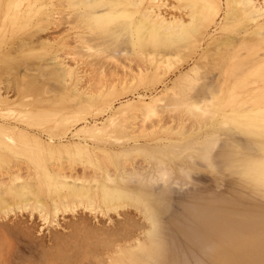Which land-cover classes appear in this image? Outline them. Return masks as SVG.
Segmentation results:
<instances>
[{
  "label": "bare ground",
  "instance_id": "obj_1",
  "mask_svg": "<svg viewBox=\"0 0 264 264\" xmlns=\"http://www.w3.org/2000/svg\"><path fill=\"white\" fill-rule=\"evenodd\" d=\"M3 1L4 0H0V13ZM146 1L147 0H67L65 2L68 3L69 6L67 7H69L71 12L75 7H81V10L79 12H74L72 15L70 13H68L70 14L68 15L60 12L61 10L57 11L60 12V19L62 18L61 20H63V22L66 20L65 22L68 23L73 18L72 20H74V23H70L71 25L68 23L70 27L78 23L77 28L79 27L81 31L85 26L86 32L89 34L86 32L87 35L83 33V35L76 34L80 41L77 39L79 43L76 44L77 46L75 45V49L79 52L83 51V53L84 50L85 52H93L91 56H95L96 60L94 59L95 61H91L92 65H94L93 62H95L94 66L98 65V63L105 58L110 60H120L123 58L129 65L131 63H135V65L138 64V67L134 66L138 68L137 70H131L132 73L135 71L136 75L135 73L127 75V77L135 76L134 80L137 79V81H139L137 86L132 87L131 84L130 86L128 84V87H124L123 90L121 88L122 92L120 94L114 89L108 90L109 93H106L107 96H105L104 99L99 95L100 91L96 90L95 94L98 92V95L96 94L97 96H94V94L88 95L89 92L91 93V90H88L86 91V94L87 92L88 94H84L80 100L78 98V94H80L78 90L80 91V89H77V87L80 83L79 81H81L83 77L81 80L77 79L75 82V75L77 74H74L73 70L65 68L67 66L63 67L61 62L56 60V54H53V56L51 54L52 58L49 60L47 59L48 62L42 63H38L40 61L33 62L24 56L19 59H12L10 62L6 63L5 67L2 69L3 71L0 72V81L3 76L8 75V85H15L12 88L15 90V97L16 95H24L25 100L26 97L32 98L33 100H42L45 95H55L57 97L54 103L49 102L45 105L42 104L43 106L40 104L41 107L27 114H25L26 112L23 113V120L22 112L5 109L9 97L7 98V94H1L0 92V117L4 119L12 118L14 117L12 114H16L19 116V120L25 122L29 127L38 126L47 128L46 133L49 135L48 142L44 143L43 140L41 141L34 134L30 135V133L24 132L20 130V128L17 130L14 127H6L0 124V264H15L12 261L16 256L12 254V250L15 246L14 243H16L15 240H19V244H23L24 246L27 245L28 248L34 241H37L38 244L43 247V250H41L43 251L41 255L43 260H45L44 257H51L56 260H61V258L64 260L66 257L67 260L70 261L69 263L75 261L79 264H85V255L89 254L92 257L96 255V257H98V255L100 256L102 254V251L99 252L100 249L105 251L103 248L108 247L111 243L115 245L114 242L126 241L128 242L126 244L127 246L117 250L115 252L116 257L110 259L109 264H165V262L169 261L167 258L169 245L166 244L168 242L166 238L169 234L164 236L166 237L165 241H163L164 234H161L163 228L161 225L163 222L161 221H165V219H162L166 213L168 214L169 207L167 203H165L166 199L163 200L164 196L158 195L161 192L156 194L155 190L158 185L161 189L168 187V185L170 186V184L171 188H173L172 186H175V184L176 186H180L178 181L172 180L173 168L171 165L151 156L153 165L155 164L154 166L157 168L155 169L157 170L155 174L152 175L153 170H151L150 177H145V172L143 171H147V167H143L145 168L143 169L139 166L140 169L134 167L135 171L128 169L130 172L126 175L127 177L122 175L121 177L117 176V178L119 177V179H117L115 178L117 171L114 167L115 159L113 155L108 152L111 150H100L99 148L90 150L88 145L84 143L83 146H80L81 151L84 153L83 155L82 153H77L78 151L74 150L71 146L64 145V143L62 145L59 141V144H56L54 141V139L59 136L67 135L72 127L77 124L84 123L76 132L84 133L86 136L92 137L91 139L95 140H99V138L103 139L106 136L108 138V136L110 137L111 135L108 140L111 141L113 139L114 142H118L129 135L130 132L128 133L127 130L130 128V121L131 123L133 122V120H131L132 118H134L135 122L136 115L140 117L138 114H141L143 115L141 119H146L144 116L149 112L151 113L156 107L158 108L160 106L159 104L163 101H165L166 104H164L165 106L163 105L164 107L161 105L163 107L162 111L163 109H167V111L170 112L169 109H174L173 112L176 110V115L178 116L180 114L179 110L185 109L182 118L185 119L186 117L190 119L195 126L204 124V127H209L211 124L210 119L212 117L214 119L215 111L216 109L218 110V100L219 98H223L222 105H225V110L228 111L227 120L224 123L225 126H228L224 133L218 135L212 133L207 135L203 140L194 143V145L192 144L190 148L187 147V150L195 151V153L198 152L197 154L200 156L202 154V157L205 156L206 158L204 157L203 159L207 160V164L209 162L210 167L208 166V168L210 169L213 163L212 154L214 150L216 148H222V142H228H225V146L230 144V151L227 149L229 151L228 161H230V163H226V165L231 166L229 169L233 168V165H241V184H243L245 191L264 196V0H180L177 7L179 14H173L171 15L173 17L170 18H166L168 14L165 17L161 11L163 7H168L164 6L167 3L159 6L155 10L152 7L145 6ZM16 2H18V0ZM12 3L11 1V4ZM60 3H58V6L61 5L60 7H62L64 4L62 5V2ZM55 6L56 5L53 7ZM42 7L43 6H40V8L37 9H41ZM10 9V7L7 9L8 13ZM15 10L17 12L16 8ZM56 14L54 13L55 17ZM63 14L66 19L63 18ZM33 15L36 16L38 14L34 12ZM57 15H59V13ZM47 16H45L46 19L50 17ZM52 16L53 15H51L50 18H52ZM50 18L49 20H51ZM68 18L71 19L67 21ZM63 22L59 23L64 25ZM60 24H57L59 26H56V29L60 27ZM50 25L40 24V26H42L40 28L47 29ZM55 25V22H53V26ZM33 28H36L35 32H39V30L44 33L46 32L43 31L44 29H37L36 25H34ZM213 28H215V30L212 33L211 31ZM21 31L22 30H20V32ZM64 32L66 33L68 31ZM34 33L32 34L35 37ZM126 33L128 35L125 36H129V39L125 43L121 41V36ZM0 34L1 36L6 34V27L0 29ZM38 35L36 34V36ZM32 36L30 40L27 37L25 39H19L22 40V45L19 46L21 44V42H19L17 49L21 47L24 49L32 47L30 44L31 39H34ZM125 36H123V38H125ZM2 38L0 39V47L3 45ZM41 39L42 38H40V40ZM72 39L74 40V38ZM34 44L38 45V42ZM42 45H44V42ZM33 46L35 47V45ZM44 46L47 47V45ZM23 48L19 50L23 51ZM17 53H19L18 50ZM197 55L199 57L198 59L196 58ZM194 58H196V61H194ZM189 60L194 61L190 70L188 69L189 71L187 70V73L180 75L177 79L180 80V82L182 81V83H186V85L182 86L179 84L181 87L179 88V86L175 84L173 86L166 84V78L164 79L163 75L175 66H181L182 63ZM91 62L89 63L91 64ZM96 62L98 63L96 64ZM146 64H150V68L145 66ZM51 65L53 67H51ZM125 67L129 69V66L125 65ZM145 72L149 74L145 76ZM79 73L80 71L78 74ZM210 77L213 82L210 81L211 83L209 82L210 84H208V81L211 79H207ZM255 79H257L256 83L254 81L252 84V86L254 85L253 88L249 89L251 85L248 82H252ZM122 84L124 86V82H122L121 85ZM70 85H74V87L71 90L69 89L71 95H68L66 89ZM142 85L146 90L141 92L139 86L142 87ZM158 85H162L161 90H158L160 86L158 88L155 87ZM9 90L11 91V89ZM127 92H133V94L131 96H125ZM192 93H195V95ZM118 98L125 100L118 103L116 107L113 103ZM29 104L33 106L32 103ZM20 105L24 107L23 104L20 103ZM75 106L79 107L77 112L67 113L57 117L60 111L65 109L69 110ZM93 107H97V112L109 113L107 118H104L100 123H98V121L90 123L87 114ZM222 109H224V107H221L219 110ZM14 119H16V116ZM177 120L180 121L181 119L177 118ZM181 121L183 123L184 120ZM190 123L191 122L188 124L189 126ZM195 126H192V128ZM211 126L208 128L209 131L212 129ZM223 126L222 124L221 128H223ZM192 128L190 127V129ZM197 129L199 130V128H196V130ZM196 130L194 129V131ZM184 131L186 130L184 129ZM72 133H74V131H72ZM75 136L77 138V135L74 134V137ZM236 138H238V140H236ZM254 149L257 151L256 154L254 153ZM117 151L120 152V150ZM141 151L144 150L142 149ZM119 152L117 154H115L116 152L114 153V156H116V159L119 161H127L131 157H139V154L136 153L137 151H135V153ZM147 153L149 154V152ZM176 153L178 154V152ZM181 153H183V151L179 154ZM216 154L218 156V153ZM221 155L220 158H222ZM100 160H105L106 163H104L105 161L103 163L107 164L106 166L108 167L111 165V170L114 167L116 171L113 170L114 173H112L113 171H111L110 168H108V170L106 168L105 171H107V173H104L106 176L104 179H101L102 174L98 173L100 172L98 170L102 168L100 166V162L102 161ZM123 161L120 166L125 169L121 168L122 171L124 170L122 173H126L127 169ZM64 163L68 165V170L81 167V165H86V167H84L86 171H88L90 166L95 167V170L98 171L97 174H95L96 178L93 177L94 179L88 180L89 177L87 178V176L91 174L89 175V172L85 170L84 172L88 173V175L82 173L81 171L83 168L82 170L81 168L79 169L83 177H81V174L79 175L78 169L74 170H76L79 177H77V175L74 176L76 173L73 170L71 171L74 172V174L71 171L63 170V167L66 168ZM103 163H101V165ZM222 163L224 164L223 161ZM59 165L63 174L61 170L58 171L60 174L56 172V170H58L57 166ZM54 166H56V170ZM137 168L138 170H136ZM90 169L89 171H91ZM178 169L180 168L178 167ZM229 169L227 168L228 171ZM180 170L178 171H187V173L183 172L186 174L184 178H190V172L188 173V170ZM67 171L71 172L73 175H67ZM108 171H111V173ZM65 172L66 175L64 174ZM221 176L222 174L220 177ZM227 176L232 177V175ZM220 177L219 182L222 181ZM134 179H136V182ZM224 179L223 177V180ZM165 188L163 189L164 192L166 191ZM231 197L233 198V195L230 196V200ZM233 199L235 200V198ZM228 202V206H230L229 204H231V202ZM238 203L240 202H237V204ZM241 205H243V203ZM235 206L234 203L233 207ZM243 207L244 206L241 208L243 209ZM244 208H247V206ZM98 210H100L98 215L114 212L118 214L117 216H122V219L117 218L115 215H107L108 217H112L110 221L114 219L112 222H109L110 226L108 225L109 223L107 224L105 221L104 223L106 225L102 221L104 225H99L97 220L96 224L91 217L95 215L93 211L96 213ZM223 210L225 209L221 211ZM80 211L83 212L82 215ZM84 211L89 212V215ZM25 212H28L27 216H29V219H26L29 221L32 222L30 219L34 216L36 217L35 214H37L38 218L42 219L44 223H51L50 226H53L54 220H57L60 216L69 215L71 220L66 222L64 224L65 226L63 225L68 231L63 232L60 228L57 229L58 226L55 225L57 228L51 229L49 232L50 241L47 240V242L44 240L48 235H45L46 237L44 238L42 236L40 239L39 236H36L37 233L33 227L34 225L31 226L33 223L30 224L28 222L30 226L25 223L28 220L25 219L26 221L24 220V222L17 221L16 223L14 222V224L11 222L12 215H24L26 214ZM132 212H134V215ZM84 213L87 215H83ZM92 213L94 215H90ZM138 214H140L141 218ZM210 215L206 217L207 229H210L211 232L217 231L223 238L229 236L231 233L226 230L223 225L221 226L222 223L216 221L215 224H211L212 219ZM101 216L104 217V214ZM142 218L145 222L140 221ZM140 229H143L142 238L137 235V231ZM170 254L172 253L170 252ZM26 259L29 260L30 257L28 258L27 256ZM101 259H103L101 262L103 263L104 258L102 257ZM31 260L32 259L29 261ZM32 261H36V259ZM88 261L93 263L89 258ZM46 262L47 260H45V264ZM33 263L35 264V262H32V264ZM61 264H63V262Z\"/></svg>",
  "mask_w": 264,
  "mask_h": 264
},
{
  "label": "rangeland",
  "instance_id": "obj_2",
  "mask_svg": "<svg viewBox=\"0 0 264 264\" xmlns=\"http://www.w3.org/2000/svg\"><path fill=\"white\" fill-rule=\"evenodd\" d=\"M11 1L14 4L13 3L11 4ZM16 1L17 0H4L3 6L1 9V13H0V29H3L6 27V34H4L3 36H1V34H3V33L0 34V39L3 37L2 38L3 39V45H2V47H0V56L2 55L0 57V61L2 60L0 62L1 63L0 72L3 71L2 69L5 67L6 63L10 62L12 59H19V58L24 56V57L29 58L33 62L40 61L38 63H42V62H48V60L52 58L53 54L54 55L56 54L55 55V56H57L56 60L58 62H61L63 67L67 66L65 68H69V69L73 70L74 74H77V75H75V77H76L75 82L77 81V79L81 80L83 77V79L81 81H79L80 83L77 87V89H80V91L78 90V93H80V94H78V98L80 100L82 99L84 94L85 95L88 94V92L86 94V91H88V90L89 91L91 90V93L89 92L88 95L94 94V96L98 95V92L96 93L97 95L95 94L96 90L100 91L99 95H101V98L104 99V97L107 96V94L109 93L110 90L114 89L115 91H118V93L120 94L124 87H128L127 86L128 84H129V86L131 84L132 87L137 86V84H139L138 83L139 81H137V79L134 80L135 76H131V77L128 76L127 77V75H132L135 73V71H134V73H132L131 70L132 71H133V69L137 70L138 68H135L134 66L138 67L137 66L138 64L135 65V63H131L129 65L127 62L124 61L123 58H121L120 60H110V59L105 58L103 61H100L99 63L96 62V64L98 63V65L94 66L95 62H93L94 65H92V62H91V61L96 60L95 56H91L93 54V52H91V51L85 52V50H84V53H83V51L79 52L78 50L75 49V45L77 43H79V42H77L79 40L77 38V36L81 35L82 33L83 34H86V33L89 34V33L86 32L85 26L80 31L79 27L77 28L78 23H75L76 25L73 24V26H71L73 28H71L70 23H72L74 21V20H72L73 18L67 19V21H69V19H71L68 22L70 25H68V23L65 22L66 20H64V22H63V20H61L62 18L60 19V17H61L60 12H63L66 14L70 13L72 15L74 12H79L81 10V7H75L71 12L69 7H67V6H69L68 3L65 2L67 0H36V1H34V0H23V1L18 0V2H16ZM60 2H62V5L64 4L62 6L63 8L66 5L64 9L62 7H60L61 5L58 6V3H60ZM16 3H17V5H16ZM179 3H180V0H156V1L155 0H150V1L147 0L145 2V6L152 7L156 10V8H158L159 6L166 4L164 6H168V7H165V8L160 7V8H162L161 11L163 12V15H165V17H166V15L168 14L169 17L167 15L166 18H170V17H173V16H171L173 14L174 15L177 13L179 14V12L177 10ZM53 4L56 5L55 6L56 8L53 7L54 6ZM40 6H43V7L41 9H37V8H40ZM57 6L60 8H58ZM9 7L11 9L8 13L7 9ZM15 8L17 9V12H16ZM30 9H32V10H30ZM59 10H61V11L57 12ZM46 11L47 12L49 11V12L47 13ZM34 12H36V14H38V15L34 16L35 15V14L33 15ZM54 13L55 14L59 13V15L56 14V17H55ZM9 14H10V16H9ZM48 14H50V15H48ZM70 14H68V15H70ZM25 15H27V16H25ZM47 15L50 17H51V15H53L52 18L53 17L54 18L52 19L49 17L51 20H49V18L46 19L45 16H47ZM62 16L64 18V14ZM30 17H32V18H30ZM65 17H67V16H65ZM44 19H46L48 21H46ZM64 19H66V18H64ZM5 21L6 22L8 21V22L6 23ZM52 21L55 22V24H56L55 26H53ZM219 21H220V19H219ZM4 22H5V24L3 25ZM59 22H63L64 25L62 23L60 24ZM40 24L41 25L52 24V25H50L52 27L48 26L49 28L47 27V29L42 28V29H44L43 31H46L45 33L41 32L40 30H39V32H35L36 28H33L34 25H36L37 29H41L40 27H42V26H40ZM57 24H60V27L58 29H56V26L57 27L59 26ZM65 24H67V25H65ZM16 29H17V31H16ZM64 29H67V30H64ZM20 30H22V31L20 32ZM214 30H215V28H213L211 32L213 33ZM58 31H59V34H58ZM64 31H68V32L65 33ZM32 33L35 34L36 38L34 37V35ZM36 34L37 35L39 34L38 35L39 37L41 36L40 38H42L41 39L42 41L40 40V38L38 36H36ZM76 34H78V35H76ZM30 35L31 36L33 35L32 38H34V39H31V42H34V43L38 42V45L30 42L32 47L26 48V49L21 47L24 49L23 51L19 50L21 48L17 49L19 42H21V44L19 46L22 45V40H19V39H21V38L25 39L27 37L30 40V38H31ZM125 35H128V34L126 33V34L122 35L121 41L126 43V41H128V39H129V36H125ZM14 36H16V37H14ZM29 36H30V38H29ZM75 36H76V40H75ZM123 36H125V38H123ZM72 38H74V40ZM124 39H125V41H124ZM32 40H34V41H32ZM39 41H40V43H39ZM43 42H44V45H47V47L42 45ZM39 44H40V46H39ZM33 45H35L36 48ZM17 50L19 51V53H17ZM55 52H57V53H55ZM51 54H52V56H51ZM41 56H42V58H41ZM196 58L197 59L199 58L198 55L196 56ZM196 58H194V61H196ZM194 61L193 60L186 61V62L182 63L181 66L177 65L179 68L177 66H175L174 68L169 70L170 72L168 71L167 73H165V75H163V77H164V79L166 78L165 79L166 84H168L170 86H173L175 84V85H178L179 88H181L179 84H181L182 86L183 85L185 86L186 83H182V81L180 82V80H177V79L180 75L185 74L190 70ZM89 62H91V64ZM90 65H92V66H90ZM125 65L129 66V69L126 68ZM140 65H142V64H140ZM130 66L132 69L130 68ZM145 66L150 68V64H146ZM51 67H53V66L51 65ZM79 71H80V73L78 74ZM146 74H149V73L145 72L144 75L146 76ZM135 75H136V73H135ZM8 78H9L8 75H5V76H3L2 80L0 81V92H1V94H7V98L9 97V99H7L8 102L6 104L5 109L12 110V111L16 110V111L22 112V118H23V113L26 112L25 114H27V113L33 111L34 109L41 107L42 104L45 105L49 102L54 103L55 99L57 98L55 95H47V96L45 95L42 98V100L41 99L40 100H38V99L33 100L32 98H28V97H26V100H25L24 95H22V96L16 95V97H15V95H14L15 90L12 89L13 86H15V85L9 86L8 82H7ZM209 79H211V80H209ZM207 80H209L208 84L211 83L210 81L213 82L211 77L208 78ZM254 81L256 83L257 79L253 80L252 82H248L251 85L249 87V89L253 88L254 85L252 86V84L254 83ZM122 82H124V86H123V84L121 85ZM161 86L162 85H158L155 87H157V88L159 87L158 90H161L162 89ZM73 87H74V85H70L66 89V93L68 92L67 93L68 95H71L70 90L73 89ZM113 87H115V88H113ZM7 88H8V91H7ZM121 88H122V90H121ZM144 88L145 87L143 85H142V87L139 86V90H141V92L146 90ZM9 89H11V91L13 93ZM81 90H83V91H81ZM129 93L130 92H127V94L125 96H127V95L131 96L133 94V92H131L130 94ZM192 94L195 95V93H192ZM51 96H53V97H51ZM125 96H123V97H125ZM30 99H32V100H30ZM124 100L125 99H121V98L119 99L118 98L117 100L114 101L113 105L115 104V106L117 107L118 103H120L121 101H124ZM219 100H221V101H219ZM219 100L217 103L218 110L216 109V111H215L214 119H213V117L211 118L212 120L210 119V122H211L210 126L212 125L211 126L212 129L210 128L211 129L210 131L208 130V128L210 126L204 127V124H202L204 127L203 128L202 125H199V124H198L199 126L198 125L195 126V124L193 125L192 121L185 117V114H184L185 119L182 118L183 113H185V109H183V108H181L183 110H179L180 112L177 110V113L179 112L181 114L180 115L178 113L179 114L178 116L176 115V110H175V112H173L174 109L173 110L169 109L170 112H168L167 109L166 110L163 109V111H162V108L165 106L164 104H166L165 101H163L159 105L160 106L164 105V106L163 107L159 106L158 108L156 107L157 110L155 108V110H152L151 113L150 112L147 113V115L144 116V117H146V119L145 118L141 119V116H143L141 114H138V116L140 115V117H137V115H136L135 122H134V118H132L131 120H133V122H132L133 124L130 121V128H128V130H127L128 133L130 132L129 135L126 136L125 139L119 140L118 142H114L113 139L111 141H109L108 138L110 139L111 135H110V137L108 136V138L106 136L103 139L99 138V140H95V139H91L92 137L86 136L84 133L76 132L83 126L84 123L77 124L76 126H74L75 128L72 127L71 131L68 132L67 135L59 136V137H57L58 139L57 138L54 139L56 144L57 143L59 144V142H60V144L63 145V143H64V145L71 146L74 150L78 151L77 153H82L83 155H84V153L81 151L80 146H83L84 143H85V145L86 144L88 145L90 150L91 149L94 150V149H98V148L100 150H106V149L111 150L108 152H110L113 155V158L115 159L114 167H115V169H117V171L114 169V167L111 170V168H110L111 165H110V167L106 166L107 164H104V163H106L105 160H100V161H102V162H100V166L102 168H101V170H98L100 172L95 170V167H91V166H90V168H92V169L88 168V171H86V169H84V167H86V165H84V166L81 165V167H77V168L75 167V168L71 169L76 173V174H74V172H72L71 170H68V168H69V167L67 168L68 165L64 163V165H66L65 166L66 168L63 167V170L71 171L74 174V176L77 175V172H76L77 169H78L79 175L81 174V172L88 175V173H86V172H89V175L90 174L91 175L87 176V178L88 177L89 178L91 177V178L90 179L88 178V180L96 178L95 174H97V172L102 174L101 179H104L106 176V175H104V173L105 172L107 173V171H105L106 168H107V170H108V168H110L111 171L115 170L116 171V174H115L116 177L115 178H117V176L121 177L122 175L123 176L125 175L124 177H127L126 175L128 174V172H130V171H128V169L129 170L132 169V171H135L134 167H138L139 169H140V167H142V168L147 167L146 169H148V170L143 171V172H145V177H150L149 175H150L151 170H153L152 175L155 174V172L157 171V170H155L157 168H155V166H154L155 164L153 165L151 156H153L154 158H157L159 160H162L166 163H169L171 165V167L173 168L172 180L174 179V180H176V182L178 181L180 186L179 185L176 186V184L174 186L172 184L173 188H171V184H170V186L168 185V187H166V188L164 187L166 190L164 192V190H163L164 188L161 189V187H159V185H158V187H157L158 190L157 189L155 190L156 194L161 192L158 195H161L162 197L164 196L163 200L166 199L165 203H167V206L169 207L168 214L166 213L164 218L162 219V220L165 219V221H161V222H163V224H161L163 227L161 230V234L162 235L164 234L163 237L167 236L169 234L167 236V238L164 237V240L162 237V240L165 241V238L168 239V242L166 240V242H167L166 244L169 245V248H171V249L168 248L169 253H168V257H167L170 262L169 261L165 262V264H167V263L168 264H264V196L261 194H257V193H253V192L248 193L245 191L243 184H241V181H242V177H240L241 171H242L241 165L235 163L236 166L235 165L232 166L234 169L233 168L229 169V167H231V166L226 165V163L227 164L230 163V161H228V159H229L228 155H229V151H230L229 145L230 144L225 146V144L228 142H226V141H225L226 143L222 142V144H221L222 148H220V149L216 148L214 150V152L212 154V158H213L212 162L213 163H212V167L210 169L208 168L209 162L207 164V162H206L207 160L203 159L205 157L204 155H203L204 157H202V154H201V156L199 154H197L198 152L195 153V151L187 150L188 149L187 147L190 148L192 146V144L194 145V143L203 140V138H205L207 135H210L212 133H215L217 135L224 133L226 127L228 126V125L225 126V124H224L225 121L227 120V112L228 111L225 110L226 106L222 105L223 104V98L222 99L219 98ZM20 103L23 104L24 107H21L22 105H20ZM29 103H32L34 107L30 106ZM7 105H8V107H7ZM221 107H224V109L219 110ZM78 108H79L78 106H75L74 108H70L71 110L70 109L69 110H66V109L63 110L62 109L63 111H60L59 114L57 115V117L63 116L67 113L77 112ZM96 108L97 107H93L91 109V111L88 112V114H87L88 121L90 123H94V121H98V123H100V122H102V120L104 118H107V116L109 114L107 112L106 113L100 112V111L97 112ZM160 108H161V110H160ZM95 109H96V111H95ZM102 113H104V114H102ZM216 113H217V115H216ZM13 115H14V117H12V118L10 117V118L4 119V118L0 117V124L4 125L6 127H11V128L14 127L17 130H19V128H20V130L27 132V133H30V135L34 134L41 141L43 140L44 143L48 142L49 135L46 133L47 128L38 127V126H35V127L30 126L29 127V126H27V124H25V122H22L21 120H19V116H17L16 114H12V116ZM148 115H150V116H148ZM15 116H16V119H14ZM177 118L184 120L183 123L184 122L185 123L183 124L181 120L178 121ZM161 119H162V121H161ZM23 120H24V118H23ZM188 120H189V122L192 123V125H191V123H190V126L188 125L189 124ZM180 122H181V124H180ZM222 124L224 125L223 128H221ZM192 126L199 128V130L198 129L196 130L195 127L192 128ZM190 127L192 129H190ZM201 127H202V129H201ZM25 128H27V129H25ZM184 129L187 132L184 131ZM194 129L196 131H194ZM72 131H74V133H72ZM74 134L77 135V138H76V136L74 137ZM157 137H158V139H157ZM238 138H240V137H238ZM238 138H236V140H238ZM230 142H231V140H230ZM78 144H80V145H78ZM93 147H96V148H93ZM111 147H113V148H111ZM142 149L145 151V153H144V151H141ZM179 149H181V150H179ZM227 149H229V151ZM117 150H120L121 153L122 152L123 153H125V152H134L135 153V151H137L136 153L139 154V157H136V158L131 157L127 161H123V160L119 161L118 159H116V156H114L115 154H117L119 152ZM224 150L227 152H225ZM146 151L149 152L150 155ZM182 151H183V153H181V154H183V155L179 154ZM176 152H178V154ZM216 153H218V156ZM254 153L255 154L257 153L256 149H254ZM179 155H181V156H179ZM220 155L222 158H220ZM222 159H224V160H222ZM191 160H192V162H191ZM122 161L124 162L123 164L126 166V169H127L126 173L125 172L122 173L125 170L124 167L120 166L122 164ZM218 161H219V163H218ZM222 161L224 162V164L222 163ZM62 162H64V161H62ZM193 162H195V163H193ZM101 163H103V164L101 165ZM78 166H80V165H78ZM55 167L56 166H54V169L56 170ZM178 167L182 171L188 170V173L190 172V178L189 179H188V177L184 178V176H186V174H184V173H187V171H185V172L183 171L184 173L179 172L178 170H180V169H178ZM80 168H81V170L83 168V170L81 172H79ZM121 168L124 170L122 171ZM138 168L136 170H138ZM227 168L229 169V171L227 170ZM57 169L58 170H56V172L61 170V172L63 174L62 169H60V165L57 166ZM74 169H76V170H74ZM89 169L92 172L89 171ZM143 169H145V168H143ZM84 170L86 172H84ZM95 171H96V173H95ZM111 171L110 172L108 171V172L111 173ZM230 171L232 174L230 173ZM71 172H68L67 175H69V176L73 175V174H71ZM112 173H114V171ZM218 173H219V175H218ZM64 174L66 175V172ZM182 174H183V176H182ZM221 174H222V176L224 175L223 176L225 178L224 180H223L222 176L220 177ZM79 175H77V177H79ZM81 175H82L81 177H83V174H81ZM227 175H232V177L229 176L230 177L229 178ZM119 177L117 179H119ZM219 177L222 178L223 182L222 181L219 182ZM227 179H229V180H227ZM134 180L136 182V179H134ZM233 180H235L236 182ZM238 182H240V183H238ZM185 183H186V185H185ZM238 184H239V186H238ZM237 190H238V192H237ZM232 195H233V198H235V200L232 197L230 200V196H232ZM251 197H253V198H251ZM228 201L231 202V204H229L231 207L228 206V203H229ZM232 201H233V204H232ZM237 202H240L241 204L243 203V205L238 203L239 205H241V206H239L237 204ZM234 203L236 205L235 206L236 208L233 207ZM237 205H238V207H237ZM245 205L249 209L244 208V207H246ZM242 206H244L243 209L241 208ZM216 207L219 209H217ZM222 209H225V210L221 211ZM99 211L100 210H98L96 213H95V211H93V213L95 215L93 213L90 214V215H94V217L93 216L91 217L93 222L97 224V221H98L99 225H102L104 223V221L107 224L109 222H112L114 219H112L110 221V218H112L110 216H114V215L117 216L118 215L117 213H114V212H111L112 214L111 213L110 214L109 213L108 214L103 213L104 214V217H103V216H101V215H103L101 213H100L101 215H98ZM84 212L88 213V215H89V212H87V211H84ZM82 213L83 212H81L80 214L82 215ZM132 213L134 215V212H132ZM18 214H21V213H18ZM27 214H28V212L24 215L23 214L17 215L18 218H17L16 214H15V216L12 215V218H11L12 221L11 222L13 224H14V222L16 223L17 221L18 222H20V221L24 222V220L29 217V216H27ZM35 215H36V217L34 216L30 219V220H32V222L29 221L28 220L29 218H28V219H26L28 221L25 223L29 226H30V224L33 223L31 226L34 225L33 227L35 228V231L38 234V235L36 234V236H39L40 239L42 238V236L44 238V237H46L45 235H48V237L44 238V240L50 241V237H49L50 233L49 232L51 231V229L57 228L55 225L58 226L57 229L60 228L61 230H63V232L68 231L64 227L65 226L64 224L66 222H68L69 220H71L69 215L68 216L67 215L66 216H60L57 220H54V223H53L54 225L52 224L53 226H50L51 223L50 224L44 223L42 219L38 218L37 214H35ZM83 215H87V214L84 213ZM107 215H110V216L108 217ZM138 215L140 216V214H138ZM207 215L211 216V219H212L211 224H215L216 221H218V222L222 223L221 226L223 225V227L226 230H228L231 234L229 236H225V238H223L220 234H218L217 231L211 232L210 229H207V225H206ZM94 218H96V219H94ZM117 218L122 219V216H120V217L117 216ZM136 218L138 219L137 216H136ZM140 218H141V216H140ZM20 219H22V220H20ZM52 221H53V219H52ZM140 221L145 222V220L143 218ZM211 224H210V226H211ZM60 225H61V227H60ZM108 225L110 226V223ZM164 228H165V230L166 229L167 230L165 231ZM142 231H143V229L142 230L140 229L139 231H137V235H139L141 238L143 237ZM15 242H16V243H14L15 246L12 250V252H13L12 254L14 256L16 255L14 258L15 261L12 260L15 264H32V262H35V264L36 263L37 264H42V263L45 264V260H47L46 264H55V263L61 264L62 262H63V264H66V263L68 264L70 262L69 260H67L66 257L64 260L62 258H61V260L60 259L56 260L55 258L53 259L51 257H49V258L44 257L45 260H43V257L41 256L42 252H43L41 250H43V247L40 244H38L37 241L36 242L34 241V243L32 245H30L29 248L27 247V245L24 246L23 244H19V240H15ZM127 243L128 242H126V241L114 242L115 245H112V243H111V245H109L108 247L103 248V249H105L106 252L104 250H101V249L99 250V252L102 251L101 252L102 254L100 256L98 255V257H96V255H94L92 257L89 254H87V255H85L86 259H84V261H85L84 263L85 264H88V263L91 264L92 262L88 261V258H89V260L91 259V261H93L92 264H104L105 260H106L105 264H109L110 259H114L116 257L115 252L119 249L125 248L127 246L126 245ZM34 244H35V246H34ZM110 246H111V248H110ZM40 247H42V248H40ZM107 249H109V250H107ZM170 252L172 254H170ZM27 256H28V258L30 257V259H32V260L36 259V261H38V262L32 261V260H31L32 261L31 262V261H29L30 259L27 260L26 259ZM101 256L104 258L103 263H101L103 260V259H101L102 258ZM42 260H43V262H42ZM28 262H30V263H28ZM71 263L79 264L78 262H75V261L71 262ZM71 263H69V264H71Z\"/></svg>",
  "mask_w": 264,
  "mask_h": 264
}]
</instances>
